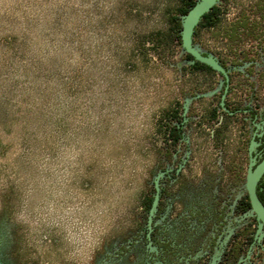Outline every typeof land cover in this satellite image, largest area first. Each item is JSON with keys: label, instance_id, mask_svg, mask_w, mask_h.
<instances>
[{"label": "clouds", "instance_id": "clouds-1", "mask_svg": "<svg viewBox=\"0 0 264 264\" xmlns=\"http://www.w3.org/2000/svg\"><path fill=\"white\" fill-rule=\"evenodd\" d=\"M167 0H0V119L15 161L0 210L50 264H90L127 224L154 162L160 65L141 43ZM173 71L163 79L172 81Z\"/></svg>", "mask_w": 264, "mask_h": 264}, {"label": "flooded vegetation", "instance_id": "flooded-vegetation-1", "mask_svg": "<svg viewBox=\"0 0 264 264\" xmlns=\"http://www.w3.org/2000/svg\"><path fill=\"white\" fill-rule=\"evenodd\" d=\"M214 6L215 22L199 26L202 17L194 41L229 74L224 105L220 72L200 61L184 67L200 81L195 108L167 110H179V117L167 118L165 146L153 162L140 211L93 264H264V221L247 187L250 166L255 171L264 162V0ZM188 55L184 59L192 61ZM195 62L211 69H193ZM210 76H218L220 85L207 96ZM174 124L177 139L170 135ZM255 193L264 206V168Z\"/></svg>", "mask_w": 264, "mask_h": 264}, {"label": "rangeland", "instance_id": "rangeland-1", "mask_svg": "<svg viewBox=\"0 0 264 264\" xmlns=\"http://www.w3.org/2000/svg\"><path fill=\"white\" fill-rule=\"evenodd\" d=\"M178 6L179 0H167V7L164 9V30L146 38L141 43L139 51V55L145 62H151L153 66L159 63L162 79L160 91L162 98L166 101V107L159 109V114L155 117V129L151 141L155 162L159 160L165 146V128L168 122L167 110L179 106H187V111L189 112L191 107L194 106L193 108H195L198 92H200L197 89L198 82L200 83L198 76L188 73L184 69L191 61L184 59L185 53L182 52L181 43L172 42L169 35L170 20L175 12H177ZM194 42L202 50H207L198 41ZM168 70L173 71L171 82L163 79L164 71ZM208 81L213 82V88L206 91L205 94L211 96L218 89L220 78L218 76H210ZM12 135V129L7 126L4 119H0V176L3 175L4 168L15 161ZM194 136L197 138L199 134L196 135L195 133ZM152 167L153 163L143 180V190L138 194L130 207L126 226L120 232L109 235L101 241L100 247L93 252L90 264L94 263L97 255L104 252V248L110 240L126 233L133 215L140 211V200L144 195H147ZM45 243L49 251L42 256L36 254V249L32 246L30 240L18 229V226L11 223L7 211L0 210V264H50L51 253L55 252L56 241L49 239Z\"/></svg>", "mask_w": 264, "mask_h": 264}, {"label": "water", "instance_id": "water-1", "mask_svg": "<svg viewBox=\"0 0 264 264\" xmlns=\"http://www.w3.org/2000/svg\"><path fill=\"white\" fill-rule=\"evenodd\" d=\"M221 0H196L194 5L190 7L186 14H181V25L182 29L180 31L181 35V48L182 52L188 53L193 57L194 61L203 62L209 66H211L216 71L220 72L225 78V88L224 93L222 95L221 104L224 105V98L228 91L229 87V74L227 70L222 66V64L217 60L213 54L209 53L205 55L203 50L194 42V32L197 27L199 21L203 17L204 14L209 12L214 5L219 4ZM187 111V106L184 107V113ZM264 168V162L258 165L255 171L251 170V166L249 168L248 177H247V187L251 194V200L253 207L259 217L264 221V206L257 197L255 193V184L258 178L259 173ZM159 199V194H156L155 200L153 202L152 208L150 210V215H153L154 211L157 208Z\"/></svg>", "mask_w": 264, "mask_h": 264}, {"label": "trees", "instance_id": "trees-1", "mask_svg": "<svg viewBox=\"0 0 264 264\" xmlns=\"http://www.w3.org/2000/svg\"><path fill=\"white\" fill-rule=\"evenodd\" d=\"M196 2V0H179V6L177 9V12H175V14L172 16L171 20H170V28H169V35L171 37L172 42H176L178 44L181 43V36H180V31L182 29V25H181V14H186L188 12V10L190 9V7L192 5H194V3ZM217 6H214L208 13H206L202 20L199 23L200 25H212L215 22V17H217L218 12L216 11ZM197 34V29L195 31V36ZM189 58H191L190 55H188ZM193 69H203V68H207V69H211L210 67H208L205 64H202L200 62H195L192 65ZM171 117V119H177L179 117V110H174L173 113L169 114L168 113V117ZM170 135L177 139L179 138L180 134H179V130L175 127L174 125H171L170 127Z\"/></svg>", "mask_w": 264, "mask_h": 264}]
</instances>
